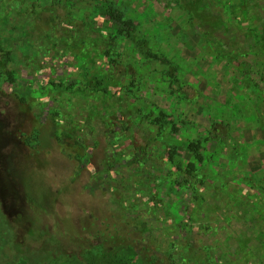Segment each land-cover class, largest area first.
<instances>
[{
	"label": "rangeland",
	"instance_id": "rangeland-1",
	"mask_svg": "<svg viewBox=\"0 0 264 264\" xmlns=\"http://www.w3.org/2000/svg\"><path fill=\"white\" fill-rule=\"evenodd\" d=\"M54 1L17 0L52 15L59 12L57 5L70 3L63 13L71 10L106 45L116 36L119 94L144 111L131 115L109 108L108 119H92L90 131L81 120L94 93L84 101L77 94L78 66L65 55L45 57L36 68L22 64L0 77V264H29L10 249L15 239L6 223L25 242L29 225L19 223V216H38L47 233L93 240L98 261L83 257L62 264H157L156 251L144 252L123 234L112 239L114 223L135 200L137 213L152 214L165 239L185 236L215 264L237 261L228 244L231 239L215 232L224 224L222 215L208 226L207 215L188 219L194 202L181 169L196 164L204 177L199 189L207 200L213 202V197L227 210L258 204L264 214V89L253 83L249 62L218 56V48L231 49V32L218 39L207 35L175 0H108L134 20L137 34L148 40L152 52L175 64L180 82L197 90L194 99H187L170 82L167 64L142 55L134 41L118 33L119 25L105 12L107 0ZM237 1L216 0L231 27L241 24L246 31L249 22L233 18L230 11ZM97 62L107 67L103 57ZM53 110L64 112L82 129L87 145L83 162L66 154L54 139V127L44 120ZM161 112L167 126L157 135L154 117ZM36 115L44 122L40 140L28 139L27 144L22 132L31 134L38 125ZM151 135L157 137L148 144ZM197 141L201 161L190 146ZM149 193L157 196L156 206ZM234 224H227L229 232Z\"/></svg>",
	"mask_w": 264,
	"mask_h": 264
},
{
	"label": "trees",
	"instance_id": "trees-1",
	"mask_svg": "<svg viewBox=\"0 0 264 264\" xmlns=\"http://www.w3.org/2000/svg\"><path fill=\"white\" fill-rule=\"evenodd\" d=\"M175 2L185 10L189 20L201 26L207 35L218 39L221 34L231 32L229 38L231 49L225 52L221 47L218 48V56L231 60L240 56L244 59L243 62H249V73L255 75L252 81L263 91L264 0H238L230 5L233 18L239 19L241 16L249 22L250 26L246 31L242 30L241 24H234L231 27L230 19L224 15L216 0H175ZM54 3L57 4L55 1ZM69 5L70 3L65 6L57 5L59 12L52 15L27 2L22 5L17 0H0V77L22 64L26 63L36 68L43 64L45 57L65 55L74 60L78 66L81 86L77 89V94L84 101L89 92L94 93L92 100L86 102L89 108L85 119L81 120L85 127H90V131H94L92 119L99 118V122L106 121L109 117V108H115L124 114L141 115L144 110L125 102L127 101L125 95L119 94L122 81L117 73L116 59L113 57L116 36L109 37L110 45H106L92 34L86 23H80L75 19L71 10L63 13V9H68ZM105 12L119 25L118 33L134 41L142 55L167 64L166 73L170 77V82L176 84L187 99L196 97V89L191 87L192 91L190 86L180 82L175 64L152 52L148 40L137 34L134 20L115 8L113 1H106ZM235 49H237L236 53ZM99 57L104 58L107 67L98 64ZM162 115L163 112L154 117L157 135L163 133L167 126ZM42 119L37 116L38 125L31 134L22 132L25 143L30 144L28 139L40 140L41 128L44 125ZM44 120L54 127L52 135L61 150L70 156L73 155L78 163L83 162L87 145L86 140L80 135L82 129L75 120L67 119L66 114L60 110L49 111ZM157 135H151L147 143L151 144ZM95 142L97 144V139L94 140ZM199 142H191L190 146L197 160L201 161L203 155L198 150ZM171 156H175V150H171ZM181 169L186 187L192 192L194 202L188 209V219L195 221L200 215H207L210 218L208 226L222 215L224 224L215 232L226 233L231 239L228 244L230 245L231 242V253L236 255L237 261H231L230 264H238L244 259L253 260V264H264V225L262 224L264 214L259 209V205H241L237 206L236 210H227L222 204H217L218 200L215 198L212 197L213 202L209 197L207 200V196L200 191L199 185L204 181V177L194 162L186 169ZM149 199L155 206L157 205V196L150 194ZM137 207L138 202L135 200L124 210L125 215H122V220L114 223L112 227V239L123 234L124 237L136 241L137 248L144 252L156 251L157 264H215L213 260L206 259L202 247L193 246L185 236L178 239L171 236L165 239L158 225L154 223L157 220L151 218L152 214L137 213ZM160 207L164 208L163 205ZM17 219L19 223L29 227L25 233V242H22L14 236L11 226L6 223L9 235L15 239L10 249H13L15 255L24 257L29 264H62L83 257L85 260L87 257L95 259L93 261L99 260L96 246L92 248V239L79 234L61 235L60 231L47 233V230L42 228L38 216L24 218L19 216ZM232 221L235 224L229 232L226 226ZM181 224L183 223H179ZM210 229L214 228L211 226ZM209 231L205 229L204 233Z\"/></svg>",
	"mask_w": 264,
	"mask_h": 264
}]
</instances>
